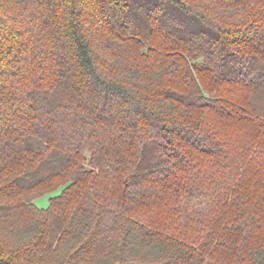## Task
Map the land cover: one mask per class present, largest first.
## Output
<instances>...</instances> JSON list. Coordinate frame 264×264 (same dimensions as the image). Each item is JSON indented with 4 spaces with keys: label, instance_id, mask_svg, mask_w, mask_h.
<instances>
[{
    "label": "trees",
    "instance_id": "trees-1",
    "mask_svg": "<svg viewBox=\"0 0 264 264\" xmlns=\"http://www.w3.org/2000/svg\"><path fill=\"white\" fill-rule=\"evenodd\" d=\"M0 264H264V0H0Z\"/></svg>",
    "mask_w": 264,
    "mask_h": 264
},
{
    "label": "rangeland",
    "instance_id": "rangeland-1",
    "mask_svg": "<svg viewBox=\"0 0 264 264\" xmlns=\"http://www.w3.org/2000/svg\"><path fill=\"white\" fill-rule=\"evenodd\" d=\"M60 191V188L54 190L51 193L43 194L35 198L34 204L37 208H46L49 204V198L53 195L58 194Z\"/></svg>",
    "mask_w": 264,
    "mask_h": 264
}]
</instances>
